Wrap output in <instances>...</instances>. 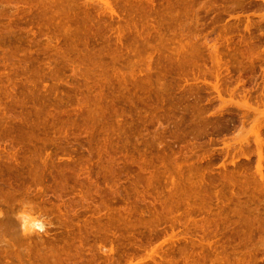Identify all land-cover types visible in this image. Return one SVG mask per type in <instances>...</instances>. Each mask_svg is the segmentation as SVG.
Listing matches in <instances>:
<instances>
[{
    "label": "rangeland",
    "instance_id": "1",
    "mask_svg": "<svg viewBox=\"0 0 264 264\" xmlns=\"http://www.w3.org/2000/svg\"><path fill=\"white\" fill-rule=\"evenodd\" d=\"M107 1L0 0V264H264V0Z\"/></svg>",
    "mask_w": 264,
    "mask_h": 264
},
{
    "label": "clouds",
    "instance_id": "2",
    "mask_svg": "<svg viewBox=\"0 0 264 264\" xmlns=\"http://www.w3.org/2000/svg\"><path fill=\"white\" fill-rule=\"evenodd\" d=\"M19 218L22 220V229L26 233H44L51 226L48 218L40 214L25 217V212H21Z\"/></svg>",
    "mask_w": 264,
    "mask_h": 264
},
{
    "label": "bare ground",
    "instance_id": "3",
    "mask_svg": "<svg viewBox=\"0 0 264 264\" xmlns=\"http://www.w3.org/2000/svg\"><path fill=\"white\" fill-rule=\"evenodd\" d=\"M67 1H68V0H67ZM108 3H109V2L106 0V4H107V5H108ZM109 4H110V3H109ZM109 6H110V5H109ZM59 7H60V6H59ZM67 7H68V6H67ZM61 8H62V7H61ZM109 9H110V8H109ZM63 11H64V10H63ZM197 18H198V17H197ZM197 18H196V19H197ZM252 46H253V45H252ZM215 47H216V46H215ZM248 49H249V48H248ZM196 50H197V49H196ZM196 52H197V51H196ZM213 53H214V52H213ZM197 54H198V53H197ZM215 88H216V87H215ZM217 89H218V88H217ZM241 99H242V97H241ZM255 102H257V101H255ZM261 102H262V101H261ZM246 103H248V102H246ZM239 104H240V103H239ZM251 107H252V106H251ZM258 109H259V108H258ZM241 112H242V111H241ZM258 112H261V111H258ZM244 113H245V112H244ZM246 113H247V112H246ZM255 114H256V113H255ZM259 114H260V113H259ZM242 119H243V118H242ZM262 119H263V118H262ZM259 121H260V120H259ZM261 124H262V123H261ZM256 125H257V124H256ZM257 127H258V126H256V128H257ZM254 128H255V127H254ZM256 128H255V129H256ZM259 128H260V127H259ZM256 130H257V129H256ZM257 131H258V130H257ZM253 132H254V131H253ZM256 135H257V136H256L255 139L258 140V141L256 140V142H257V143H258V142L261 143V141H262L263 139H262V140H260V139H261L262 137L259 135V133H256ZM259 137H261V138H259ZM242 141H244V139H242ZM246 141H247V139H246ZM263 142H264V141H263ZM258 144H259V143H258ZM258 144H257V145H258ZM257 145H256V146H257ZM261 146H262V144H261ZM257 147H258V146H257ZM258 148H259V147H258ZM260 148H261V147H260ZM262 152H264V151H262ZM262 161H263V160H262ZM259 165H260V163H259ZM259 165H258V167H261V166H259ZM261 165H262V164H261ZM257 169H258V168H257ZM259 169H260V168H259ZM259 173H260V174L262 173L261 170H260ZM259 173H258V174H259ZM261 176H262V174H261ZM263 187H264V186H263ZM22 204H23V203H22ZM22 206H23V205H22ZM20 208H24V207H20ZM20 208L17 209L19 212H20ZM2 210H3V209H2ZM5 210H6V209H5ZM29 210H30V209H29ZM32 210H35V209H32ZM12 211H13V210H12ZM18 211H17V212H18ZM35 211H36V210H35ZM35 211H34V212H35ZM2 212H3V211H0V214H2ZM17 212H16V214H17ZM21 212H25V217H27V216L29 215L27 209H24V210H22ZM21 212H20V213H21ZM14 213H15V211H14L13 213H11V214H14ZM36 213H37V211L35 212V214H36ZM38 213H39V212H38ZM42 213H43V212H42ZM5 214H6V211H5ZM5 214H3V216H4ZM11 214H10V215H11ZM16 214H14V215H16ZM43 214H44V213H43ZM1 217H2V215H1ZM253 218H254V217H253ZM2 219H3V217H2ZM2 219H1V220H2ZM257 219H258V217H257ZM5 222H6V221H5ZM2 223H3V222H2ZM19 227H20V226H19ZM38 234H39V233H38Z\"/></svg>",
    "mask_w": 264,
    "mask_h": 264
}]
</instances>
